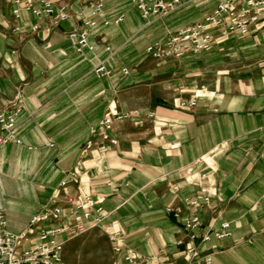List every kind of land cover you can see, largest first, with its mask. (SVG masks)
I'll return each mask as SVG.
<instances>
[{
	"label": "crops",
	"instance_id": "0c3cea01",
	"mask_svg": "<svg viewBox=\"0 0 264 264\" xmlns=\"http://www.w3.org/2000/svg\"><path fill=\"white\" fill-rule=\"evenodd\" d=\"M91 1L54 0L70 13L54 22L24 9L15 17L13 0H0V113L19 109L22 140L0 148V208L8 229L25 228L67 180L73 196L90 194L107 213L83 236L67 235L73 252L103 239L110 264L125 251L144 264H202L188 263L192 248L210 254L212 264H264V19L245 34L215 35L208 50L158 59L146 48L202 19L215 2L187 1L144 19L132 0H103L88 34L93 50L78 54L67 34L93 18ZM99 62L108 77L93 73ZM131 110L138 114L117 121L107 132L114 142L97 150L103 139L91 128L109 111ZM89 139L93 148L82 153ZM185 167L206 174L203 183L215 191L201 212L184 202L198 187L186 181ZM75 168L82 181L72 179ZM11 194L35 208L20 215L6 203ZM191 214L214 227L228 221L230 234L190 241L183 225ZM107 224L120 232L122 252L113 251Z\"/></svg>",
	"mask_w": 264,
	"mask_h": 264
},
{
	"label": "built area",
	"instance_id": "2783aa9c",
	"mask_svg": "<svg viewBox=\"0 0 264 264\" xmlns=\"http://www.w3.org/2000/svg\"><path fill=\"white\" fill-rule=\"evenodd\" d=\"M187 1L195 0H132L140 10L144 19L164 16L173 11L177 6ZM213 10L202 19L184 25L176 32L170 33L162 43H154L146 48V52L158 59L179 58L187 51L199 53L210 49L216 42V36L225 37L230 34H245L249 26L264 19V0H213ZM15 5L12 10L15 17L19 16L22 9L29 11L37 19L50 18L54 22H60L70 17V13L63 6H55L54 0H13ZM104 8L103 0H93L89 3L88 9L93 18L82 19L80 30H71L67 36L74 45L78 54L84 50H93V45L88 41V34L97 25L98 17ZM83 16V11L77 13ZM118 18L114 23H118ZM105 25L110 21L103 20ZM36 27L33 28L35 30ZM110 51L109 47H106ZM127 72L125 68L122 69ZM93 73L98 78L108 77L111 71L99 62L93 67ZM181 106H194L195 101L189 103L181 102ZM19 109L15 108L10 112L0 113V148L14 142L22 144V140L16 133V116ZM138 110L126 112H107L98 121L96 128H91L93 135L97 130L103 139L97 150L105 149V140L113 143L114 139L108 138L107 132L111 131L117 121L129 119L137 115ZM93 148V141L87 140L81 149L86 153ZM98 161H95V165ZM185 179L188 182L197 181V193L191 197L184 198V202L198 211H203L215 194L214 189L203 183L206 174L195 175L189 167L184 168ZM72 179L79 181L83 177L79 175L77 168L71 172ZM177 188L176 186L174 187ZM64 214L69 216L64 221ZM174 216L178 214L174 213ZM107 217L99 203L90 195L82 194L73 196L68 190V181L62 180L56 192L49 198L48 206L41 212L33 215L25 228L18 232L8 229L5 212L0 208V264H69L62 256L63 247L68 234L81 235L90 228L99 226ZM48 223V225H45ZM52 223H55L52 225ZM184 229L190 241L200 243L210 242L212 237L224 238L230 234L229 222L222 221L218 227H214L211 221L203 222L197 214H191L184 221ZM105 230L109 239L114 241L113 251L122 252L123 247L118 238L120 232L112 224H107ZM211 249L216 244L210 245ZM200 259L202 264H212L210 254L201 256L197 248H192L187 255V260ZM118 264H144L129 252H124L117 259Z\"/></svg>",
	"mask_w": 264,
	"mask_h": 264
},
{
	"label": "rangeland",
	"instance_id": "374dc122",
	"mask_svg": "<svg viewBox=\"0 0 264 264\" xmlns=\"http://www.w3.org/2000/svg\"><path fill=\"white\" fill-rule=\"evenodd\" d=\"M45 169L46 168L43 167L42 171L44 172ZM39 200L43 201L44 198H41ZM6 203H11L12 209L18 211L20 215H25L28 212H30L31 209L35 208V206L32 203L29 204L27 202L26 198H22L14 194L6 195ZM46 206H48V204ZM53 224L55 223H52V225ZM45 225H48V223H46ZM83 235L84 234L75 235V237H81ZM68 236L70 235L68 234ZM72 239L73 238H66L62 251V255H64V258L68 263L79 264L75 260L77 259L78 261L80 260L82 264H110L109 261L107 260L108 252H106V249L103 246L104 245L103 239H97L98 240L97 246L94 247L83 246V248L80 251H78L77 249L75 250V252H73V248H71L70 245ZM93 254L96 256V258H94Z\"/></svg>",
	"mask_w": 264,
	"mask_h": 264
}]
</instances>
